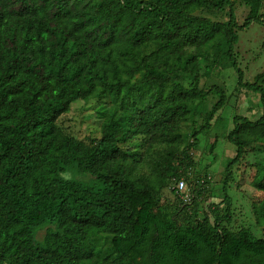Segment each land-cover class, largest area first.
<instances>
[{
  "label": "trees",
  "instance_id": "1",
  "mask_svg": "<svg viewBox=\"0 0 264 264\" xmlns=\"http://www.w3.org/2000/svg\"><path fill=\"white\" fill-rule=\"evenodd\" d=\"M240 2L241 22L232 0H0V264H264V162L250 180L262 232L230 226L233 169L264 147V70L246 81L235 50L264 24L262 0ZM215 68L234 71V99L258 94L260 114L231 118L210 220L196 203L209 177L189 173L197 135L234 103L223 83L200 86ZM77 100L102 105L87 142L58 123Z\"/></svg>",
  "mask_w": 264,
  "mask_h": 264
},
{
  "label": "rangeland",
  "instance_id": "2",
  "mask_svg": "<svg viewBox=\"0 0 264 264\" xmlns=\"http://www.w3.org/2000/svg\"><path fill=\"white\" fill-rule=\"evenodd\" d=\"M233 7L239 22L242 21L247 8L240 0H232ZM260 13L264 15V0L261 2ZM213 19L226 20L227 10L210 15ZM238 57V65L242 69L244 79L253 81L255 76L264 70V24L251 23L247 28L238 32V42L235 46ZM235 80L234 71L230 68H215L208 78H203L200 86L206 87L209 83H223L226 92L234 99L232 91ZM258 94L248 89H241L235 96L234 103H228L211 120V127L197 135L195 147L192 148L191 157L193 167L189 176L191 185L196 178L203 180L204 174L209 179L204 184L203 192L196 199L199 214L205 213L212 220L213 213L209 210L212 203H221V178L225 165L235 155V148L224 139V135L231 128V118L239 114L250 119H255L260 114ZM214 96H209L206 105H211ZM102 105L96 106L93 100L73 102L67 113L59 118V125L75 138L89 141L91 138L99 137L98 119L101 115ZM216 116V117H215ZM188 132V131H187ZM186 132V133H187ZM216 146L209 151L210 144L215 140ZM264 162V147L258 146L254 152H249L244 159L233 169V177L227 188L231 197L232 220L231 227L239 224L249 225L254 232L261 233L260 227L254 226L251 213V203L257 200L258 192L251 186V171L255 169L253 163ZM188 183V185H190ZM163 198L169 204H174L175 196L168 190L163 192ZM219 212L224 209V204L219 206Z\"/></svg>",
  "mask_w": 264,
  "mask_h": 264
},
{
  "label": "built area",
  "instance_id": "3",
  "mask_svg": "<svg viewBox=\"0 0 264 264\" xmlns=\"http://www.w3.org/2000/svg\"><path fill=\"white\" fill-rule=\"evenodd\" d=\"M171 188L179 196L183 203H189L192 200V192L190 191L186 181L183 178L175 180L171 184Z\"/></svg>",
  "mask_w": 264,
  "mask_h": 264
}]
</instances>
